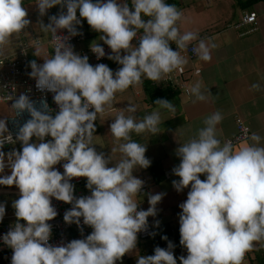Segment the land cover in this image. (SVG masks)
Returning <instances> with one entry per match:
<instances>
[{"label": "clouds", "instance_id": "1", "mask_svg": "<svg viewBox=\"0 0 264 264\" xmlns=\"http://www.w3.org/2000/svg\"><path fill=\"white\" fill-rule=\"evenodd\" d=\"M34 4L40 16L56 5L66 7V12L49 16L48 24L40 23L45 32L52 33L54 50L49 56L34 48L33 55L42 57L43 63L30 61L28 73L37 89L53 93L58 111L52 115L47 104L38 109L28 95L19 94L11 107L17 115L27 111L30 119L19 126L15 139L6 119L0 118V148L6 143L21 144L19 151H0V173L6 163L10 168V174L0 175V186L15 185L19 190V197L12 201L16 222L0 241L12 249L10 264H116L135 249L137 234L147 230L148 217L156 216V205L164 195L146 193L149 207L138 208L135 197L141 194L144 181L133 172L149 167L151 161L145 156L146 146L130 138L133 132L157 133L161 118L159 111L139 120L117 114L109 125L110 133L125 142L118 146L122 158L112 166H108L110 156L106 158L93 147L94 121L116 92L138 83L142 76L159 81L186 63L181 50L197 36L178 29L181 12L165 0H34ZM23 5L24 0H0V46L30 24ZM77 12L100 33L99 40L114 54L108 58L121 65L118 70L113 72L103 63L93 66L87 55L75 53L66 43L69 36L57 34L60 29L70 36L79 34ZM134 38L138 44L132 43ZM170 41L176 49L170 47ZM211 47L214 45L200 39L192 51L198 59L208 61ZM90 50L97 59L105 56L98 42H92ZM191 92L203 99L199 84ZM154 103L174 111L168 100ZM126 111L134 113L136 108L130 104ZM221 118L219 112L208 115L196 136L179 142L175 149L180 162L172 171L179 179L172 185L178 192L189 189L186 200L179 204V243L187 251L179 257L180 264H241L253 242L264 241L261 137L252 133V143L238 147L231 141L221 143L215 135ZM33 137L36 142H30ZM61 161H66L63 173L54 167ZM74 177L86 178L90 195L74 196L70 182ZM52 198L71 204L63 220L80 227L82 219L83 225L91 227L90 234L59 245L49 243L48 221L57 216ZM4 215L5 204L0 202V220ZM80 231L83 234L82 227ZM161 239L168 240L167 236ZM173 248L168 241L167 248L157 246L151 255L137 253L135 264H177Z\"/></svg>", "mask_w": 264, "mask_h": 264}, {"label": "crops", "instance_id": "2", "mask_svg": "<svg viewBox=\"0 0 264 264\" xmlns=\"http://www.w3.org/2000/svg\"><path fill=\"white\" fill-rule=\"evenodd\" d=\"M196 1L198 2V0H195L192 2L186 1V3L188 5L195 4ZM201 1H203L201 4L206 3L209 8H212L210 6L216 3V9L214 11L210 10L209 13L203 10L202 13L200 7L195 5L196 8H193V10L197 9V11L192 14V17L196 15V17H201V20H204L202 16L206 14L205 19L208 20V25L192 30L196 34L197 40L192 41L190 44H196L198 40L204 39L214 47L210 48V60L203 61L197 58L192 63L186 62L185 65L189 68L192 66L201 68L202 73L191 82L190 90L192 86L199 84V92L203 99H199L192 92L190 95H186L183 91L178 90L179 93L168 100L174 106V111L160 108L157 104L152 105L143 86V82L147 78L143 76L138 83L130 85L124 91L116 92L111 102L104 106V111L98 113L94 121L93 147L97 152L104 153L106 158L110 156L111 162L108 166H112L113 163L122 158L118 146L125 141L114 138L109 129V125L120 112L125 115H132L139 120L153 111H159L161 122L158 125L157 133L146 131L136 134L133 132L130 133V138L146 146L145 156L151 162L160 160L164 172L172 171L179 164V157L175 154L179 142L183 143L194 138L198 130L204 127L205 118L214 112H219L222 117L215 131V135L221 143L235 133L236 121L239 118L245 122L251 134L256 133L261 137L259 144L264 146V0ZM23 6L27 12V18L32 23L34 32L41 38L39 48H41L42 54L50 56V32H45L40 27V23H49L48 18L52 15L54 7L48 9L45 15L40 16L34 0H24ZM181 7L183 6L181 5ZM243 13L256 16L258 30L245 37H240V32L234 27ZM187 18L188 15H185L186 20ZM92 34V37L78 44L75 52L81 56L87 55L90 64L93 63L90 57V44L94 41L99 44L103 43L99 40L100 33L93 31ZM13 45L14 41L11 38L8 47L12 48ZM34 51L33 48L30 59L43 60L42 57L33 55ZM123 54L124 52L121 50V55ZM108 67L115 72L121 65L110 59ZM253 84H257L259 87L254 88L252 87ZM130 104L136 108L134 113L126 111V107ZM12 114L10 104L0 103V118L6 119L7 122V118ZM246 143H252V141L249 139ZM20 145V142H17L4 148V152H10L13 150L12 147L19 151ZM113 148H116L117 151L112 152ZM5 172L6 170L0 175H7ZM133 175L144 181L142 190L148 188V191L141 190V194L135 197L138 203L144 202L148 208L146 193H164L161 201L156 205V216L149 217L154 232L163 224H167L171 228V232H179L178 214L181 212L179 204L186 200L189 189L176 191L172 181L179 178L175 175L171 180H165L160 184L153 182L147 168L134 170ZM200 178L203 180L204 176L201 175ZM14 211L13 209L12 212L14 213ZM8 214L5 212V215ZM155 221H159V226L155 225ZM262 245L261 243L255 246V243H253L251 254L253 255L256 250H260L263 247ZM153 247V241L141 242L137 239L135 249L126 253L127 258L124 264H135L137 253L147 255L146 253ZM176 248H173V254L175 258H178L180 254L178 250L176 251ZM244 264L255 263L244 262Z\"/></svg>", "mask_w": 264, "mask_h": 264}, {"label": "built area", "instance_id": "3", "mask_svg": "<svg viewBox=\"0 0 264 264\" xmlns=\"http://www.w3.org/2000/svg\"><path fill=\"white\" fill-rule=\"evenodd\" d=\"M178 2L180 5L186 3V1H195V0H165L168 4H173V2ZM121 3L124 0H120ZM129 7L131 10V4L129 2ZM178 10V7H176ZM61 12H66V7L61 6L58 10L59 15ZM77 18L79 19V13L77 12ZM147 19V18H145ZM78 31V35L70 36L66 29L58 30L57 34L61 37L69 36V39L66 43H69L73 47V51L76 52L78 44L84 42L85 40L92 37L93 30L88 25L87 28L81 25H75ZM90 27V29H88ZM237 31L240 32V37H245L249 34H252L258 30V23L256 16L254 14L243 13L239 17V21L235 24L234 27ZM142 31V30H141ZM140 32H138V35ZM12 38L14 41L13 47H8L9 41ZM133 44H138L139 41L137 39H133ZM170 47L176 49V44L174 42H169ZM41 45V38L34 32L32 23L26 26L18 33L12 34L7 42L0 46V103H8L12 104L14 99L21 93H24L29 96V98L34 101L35 106L39 109L42 104H47L48 111L51 112L52 115H55V112L58 111V106L52 99L53 93L47 91H40L35 87V80L31 78L28 73L31 71L29 66V62L32 61L30 59V54L33 48L39 47ZM49 45L51 48L50 55L54 50V41L53 35L50 32L49 37ZM105 50V56L100 59L96 58V55L90 52V56L93 60L92 65L95 66L98 63H103L108 66L109 55H113L111 49L104 43L100 44ZM194 44H189V46L185 50H181V55L186 58V62L192 63L198 57L193 53L192 46ZM37 64H42L43 60H35ZM202 73L201 68L199 67H187L185 63L178 67L177 69L172 70L170 73L165 74L160 81H162L167 87H171L176 90L183 91L186 95H190V84L191 82L199 77ZM21 92V93H20ZM13 114L7 118V128L9 132L12 134L13 139H15V135L18 131L19 126H21L26 120L30 119V115L27 111H24L17 115L16 111L12 108ZM7 134V133H6ZM251 136V132L245 122L239 118L236 121V130L235 133L232 134L225 141H231L233 146L241 145L249 140ZM46 139H51L50 137H46ZM31 142H36V138L33 137ZM17 143V142H16ZM14 143V144H16ZM6 143L3 148H0V151H4V148L14 145ZM66 161H61L54 167L63 173L62 164ZM174 174L173 171H168L164 173L165 180H171ZM74 185V196L81 197L90 195V190L85 186L86 178H72L70 181ZM142 191H148V188H145ZM52 205L57 211V216L52 220L48 221L51 225V237L49 243L54 245H59L61 243H67L73 239H83L84 236L90 234L92 231L91 227L83 225L81 219V225L78 227L75 223L67 224L63 220V214L66 210H69L72 205L69 203H65L63 201H58L55 198L51 200ZM139 209H147V204L144 202L139 203ZM16 222V217L14 213L4 215L3 219L0 220V236L5 234L10 227ZM21 223H25L21 221ZM83 228V234H81L80 228ZM154 235L153 227L149 222L148 217V228L144 232H140L137 234V239L141 242L151 241ZM252 250H248L244 253L241 264L244 262H248V255L251 254ZM12 255V249L8 248L6 245L0 241V264H10ZM181 255L186 256L187 251L183 247ZM127 258V254H125L120 260L116 261V264H124ZM255 264H264V260L262 262L253 261Z\"/></svg>", "mask_w": 264, "mask_h": 264}, {"label": "trees", "instance_id": "4", "mask_svg": "<svg viewBox=\"0 0 264 264\" xmlns=\"http://www.w3.org/2000/svg\"><path fill=\"white\" fill-rule=\"evenodd\" d=\"M173 4L175 7H178L180 5L176 1L173 2ZM59 8L60 5L54 6L52 15H56V13H58ZM79 20L81 27L83 26L85 28L88 27L87 21L84 18L79 17ZM88 29H90V27ZM144 81H145L143 82L144 90L152 105L156 104L154 103V101L157 99L169 100L179 93L178 90L173 89L171 87H167L162 81H152L149 79ZM147 170L152 176L153 182L155 184H160L165 181V177H164L165 170L160 160L152 161L150 163V166L147 167ZM162 236H167L168 240L161 239ZM179 240H180L179 232L178 231L171 232V228L167 224H163L157 230H155L153 238L151 239V241L154 242V247L153 249L149 250L146 254L147 255L153 254L154 248L157 246L162 248H167L168 241H171L174 244V247H177L176 251L178 250L180 256H182L181 252L183 246L180 245ZM179 257L177 258L178 264H180ZM247 259H248L247 263H251V262L253 263L254 260H256L257 262H262L264 260V246L260 248V250L258 251L256 250L255 254L248 255Z\"/></svg>", "mask_w": 264, "mask_h": 264}, {"label": "rangeland", "instance_id": "5", "mask_svg": "<svg viewBox=\"0 0 264 264\" xmlns=\"http://www.w3.org/2000/svg\"><path fill=\"white\" fill-rule=\"evenodd\" d=\"M202 2L203 1L198 0V2L195 4L188 5L187 3H185V5H182L183 7H181V5L178 6V11L181 12V19L177 22V27L181 32H185V31L192 32L193 29H199L201 26L206 27L208 25V20L205 19L206 14L202 16L204 20H201V17H198V16L196 17V15L192 17L193 16L192 14H194L197 11V9L193 10V8H196L195 5H198L200 7L202 13L204 11H207L209 13L210 10L214 11L216 9V3L210 6L212 8H209L207 7L206 3L201 4ZM185 15H188L187 20L185 19ZM12 149H15V147H12ZM5 170H6L5 172L6 174H10V168L7 166V163L5 166ZM18 197H19V190L15 185L7 186V187H0V202L5 204L6 213H9V214L13 213L12 212L13 211L12 201L14 199H17ZM253 243H255V246L256 245L258 246V244H261V243L264 245V241L253 242Z\"/></svg>", "mask_w": 264, "mask_h": 264}, {"label": "bare ground", "instance_id": "6", "mask_svg": "<svg viewBox=\"0 0 264 264\" xmlns=\"http://www.w3.org/2000/svg\"><path fill=\"white\" fill-rule=\"evenodd\" d=\"M90 57H91V56H90ZM150 93H151V92H150ZM147 97H148V96H147ZM147 97H146V98H147ZM20 146H21V145H20ZM20 146H19V147H20ZM19 147H18V148H19ZM19 150H20V149H19Z\"/></svg>", "mask_w": 264, "mask_h": 264}]
</instances>
